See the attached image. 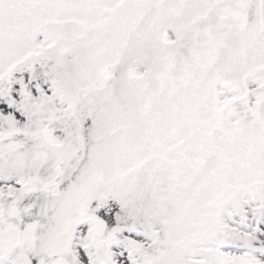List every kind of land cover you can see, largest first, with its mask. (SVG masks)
Listing matches in <instances>:
<instances>
[{
  "label": "snow or ice",
  "instance_id": "1",
  "mask_svg": "<svg viewBox=\"0 0 264 264\" xmlns=\"http://www.w3.org/2000/svg\"><path fill=\"white\" fill-rule=\"evenodd\" d=\"M0 264H264V0H0Z\"/></svg>",
  "mask_w": 264,
  "mask_h": 264
}]
</instances>
